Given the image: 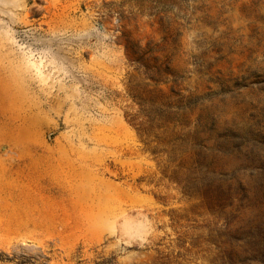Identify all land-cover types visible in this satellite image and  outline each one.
Instances as JSON below:
<instances>
[{
  "label": "rangeland",
  "instance_id": "1",
  "mask_svg": "<svg viewBox=\"0 0 264 264\" xmlns=\"http://www.w3.org/2000/svg\"><path fill=\"white\" fill-rule=\"evenodd\" d=\"M0 264H264V0H0Z\"/></svg>",
  "mask_w": 264,
  "mask_h": 264
}]
</instances>
